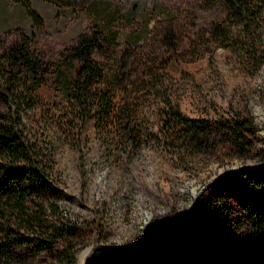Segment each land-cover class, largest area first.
<instances>
[{
  "label": "trees",
  "instance_id": "1",
  "mask_svg": "<svg viewBox=\"0 0 264 264\" xmlns=\"http://www.w3.org/2000/svg\"><path fill=\"white\" fill-rule=\"evenodd\" d=\"M14 1L24 7L33 26L41 22L33 0ZM44 1L68 10L91 2ZM197 3L216 11L207 29L182 37L177 20L167 19L155 25L140 47L123 43L117 48L115 29L101 20L79 31L75 41L53 56L36 46L30 34L7 45L0 36V264H26L55 246H60L64 259L60 264H71L70 250L93 232V221L72 217L66 206L58 158L61 142L71 141L89 118L103 139L122 150L138 147L142 139L154 135L185 162L198 154L215 153L220 144L238 157L254 154L255 124L249 117L237 114L212 120L185 113L172 98L166 67L171 60L202 55L215 45H231L246 62L262 63L264 0ZM155 39L160 53L148 45ZM149 103H155L157 130L142 128L151 117L143 110ZM257 149L260 162L241 166L232 175L240 172L249 180L260 179L264 145ZM232 181L237 180L228 183L234 194L240 185L237 181L239 186L233 187ZM240 205L249 208L232 218L224 209H216L210 217L194 212L188 223L161 222L155 228L178 231L172 236L176 248L187 256L199 254L202 264H238L232 245L239 228L245 223L264 238V204H249L243 198ZM159 249H154L153 260L161 256ZM114 251L122 250L96 246L92 253L98 259L105 255L110 263ZM253 256L261 264L260 255Z\"/></svg>",
  "mask_w": 264,
  "mask_h": 264
},
{
  "label": "rangeland",
  "instance_id": "2",
  "mask_svg": "<svg viewBox=\"0 0 264 264\" xmlns=\"http://www.w3.org/2000/svg\"><path fill=\"white\" fill-rule=\"evenodd\" d=\"M33 5L42 15L35 26L20 3L0 0V36L7 45L30 34L48 56L75 41L79 31L88 30L97 20L115 29L120 48L123 43L140 47L155 25L167 19L175 18L180 36L185 37L192 31L207 29L216 16L215 10L200 8L197 0H91L89 5L74 10L57 9L44 0H33ZM148 45L159 53L162 50L157 39ZM208 48L202 55L171 60L166 69L172 98L192 116L212 120L237 114L249 117L255 124L254 154L238 157L220 144L215 153L198 154L185 162L167 149L166 141L154 135L142 139L138 147L122 150L102 138L92 118L85 120L71 141L58 146L66 206L72 217L94 223L91 235L70 250L71 264H201L199 254L190 252L187 256L176 248L172 236L178 231L167 228L165 233L157 232L155 225L161 222L148 230L151 223L169 220L182 225L194 212L210 217L216 209H224L232 218L248 210L240 205L243 198L249 204H264V167L260 179L249 180L240 172L232 175L244 164L260 162L256 153L258 146L264 145V61L258 65L246 62L231 45ZM143 110L151 117L142 128L157 130L160 120L155 103ZM235 166L240 167L234 170ZM231 179L240 185L234 194L228 187ZM237 236L232 245L237 263L256 264L255 253L264 264V238L245 223ZM97 241L134 250L114 251L110 263L105 255L102 259L93 253L87 257ZM148 244L165 250L159 249L161 256L153 260L150 250L146 251ZM59 248L40 253L26 264H60L64 259Z\"/></svg>",
  "mask_w": 264,
  "mask_h": 264
},
{
  "label": "water",
  "instance_id": "3",
  "mask_svg": "<svg viewBox=\"0 0 264 264\" xmlns=\"http://www.w3.org/2000/svg\"><path fill=\"white\" fill-rule=\"evenodd\" d=\"M262 163H264V161H263ZM262 163H261V164H262ZM249 165H250V164H249ZM242 166H246V164H244V165H242ZM239 167H240V166H235V167H233V169L235 170V169H238ZM217 177H219V175H217ZM195 197H196V196H194V198L192 199V202H191V203H193ZM188 209H190V208H188ZM156 222H166V223H168V224H178V223H179V221L158 220V221H155L154 223H152V224L150 225V227L148 228V230H150V229L152 228V226H153ZM142 241H143V239L141 240V243H142ZM139 245H141V244H138V245L136 246V248L139 247ZM96 246H109V247H112V248H114V249H120V250L128 249V248H124V247L119 246V245L114 244V243H109V242L100 241V242H95L94 244L91 245V247H90V249H89V251H88L87 257H89V256L92 254V252H93V250L95 249ZM128 250H129V251H133L134 249H132V250L128 249Z\"/></svg>",
  "mask_w": 264,
  "mask_h": 264
},
{
  "label": "built area",
  "instance_id": "4",
  "mask_svg": "<svg viewBox=\"0 0 264 264\" xmlns=\"http://www.w3.org/2000/svg\"><path fill=\"white\" fill-rule=\"evenodd\" d=\"M231 185L233 186V187H238L239 185H238V183H237V181H232L231 182ZM151 230V229H150ZM156 231L158 232V230L156 229ZM164 233L166 232V229L163 231ZM148 246V250H146V251H149L150 250V253L151 254H154L153 253V251H154V249L155 248H161L162 250H165V248H162L161 246H158V245H155V244H148L147 245ZM200 260H201V258H200ZM201 262H202V260H201ZM202 264V263H201Z\"/></svg>",
  "mask_w": 264,
  "mask_h": 264
}]
</instances>
